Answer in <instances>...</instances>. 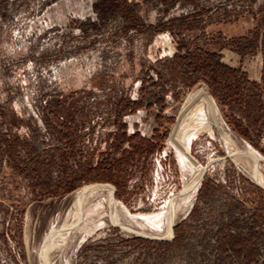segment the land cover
I'll list each match as a JSON object with an SVG mask.
<instances>
[{"label": "rangeland", "instance_id": "rangeland-1", "mask_svg": "<svg viewBox=\"0 0 264 264\" xmlns=\"http://www.w3.org/2000/svg\"><path fill=\"white\" fill-rule=\"evenodd\" d=\"M0 264H264V0H0Z\"/></svg>", "mask_w": 264, "mask_h": 264}, {"label": "bare ground", "instance_id": "bare-ground-1", "mask_svg": "<svg viewBox=\"0 0 264 264\" xmlns=\"http://www.w3.org/2000/svg\"><path fill=\"white\" fill-rule=\"evenodd\" d=\"M195 108H196V106L194 107V109H195ZM192 112H193V111H192ZM190 113H191V112H190ZM190 113H189V115H191ZM176 134H177V133H176ZM176 134H175V135H176ZM178 137H179V135H178ZM230 137H231V136H230ZM179 138H180V137H179ZM174 139H175V138H174ZM177 139H178V138H177ZM230 139H231V138H230ZM179 141H180V140H179ZM181 143L183 144V148H182V149H183L184 153H187V152H188V147H187V145H184L183 142H181ZM182 144H181V145H182ZM181 145H180V146H181ZM234 154H235V153H234ZM80 195H82V194H80ZM83 196H84V195H83ZM78 203H79V202H78ZM76 204H77V203H76Z\"/></svg>", "mask_w": 264, "mask_h": 264}]
</instances>
